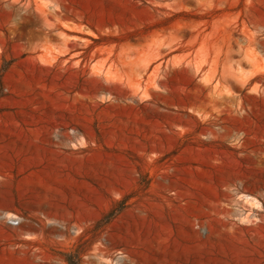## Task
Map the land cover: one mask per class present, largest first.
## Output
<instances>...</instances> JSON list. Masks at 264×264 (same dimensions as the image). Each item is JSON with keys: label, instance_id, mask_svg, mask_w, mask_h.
Listing matches in <instances>:
<instances>
[{"label": "rangeland", "instance_id": "374dc122", "mask_svg": "<svg viewBox=\"0 0 264 264\" xmlns=\"http://www.w3.org/2000/svg\"><path fill=\"white\" fill-rule=\"evenodd\" d=\"M0 93V264H264V0H0Z\"/></svg>", "mask_w": 264, "mask_h": 264}, {"label": "built area", "instance_id": "2783aa9c", "mask_svg": "<svg viewBox=\"0 0 264 264\" xmlns=\"http://www.w3.org/2000/svg\"><path fill=\"white\" fill-rule=\"evenodd\" d=\"M7 220L11 224H16L18 222L15 216L8 217Z\"/></svg>", "mask_w": 264, "mask_h": 264}, {"label": "trees", "instance_id": "16d2710c", "mask_svg": "<svg viewBox=\"0 0 264 264\" xmlns=\"http://www.w3.org/2000/svg\"><path fill=\"white\" fill-rule=\"evenodd\" d=\"M0 95H1V93H0Z\"/></svg>", "mask_w": 264, "mask_h": 264}]
</instances>
